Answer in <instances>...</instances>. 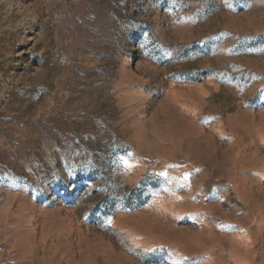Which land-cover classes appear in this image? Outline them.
Masks as SVG:
<instances>
[{
  "label": "rangeland",
  "instance_id": "rangeland-1",
  "mask_svg": "<svg viewBox=\"0 0 264 264\" xmlns=\"http://www.w3.org/2000/svg\"><path fill=\"white\" fill-rule=\"evenodd\" d=\"M0 264H264V0H0Z\"/></svg>",
  "mask_w": 264,
  "mask_h": 264
}]
</instances>
